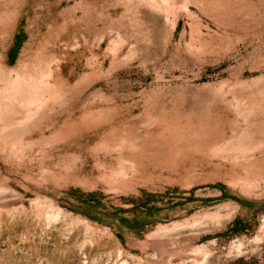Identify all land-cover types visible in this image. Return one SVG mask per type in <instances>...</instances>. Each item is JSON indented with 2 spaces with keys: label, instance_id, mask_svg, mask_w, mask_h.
<instances>
[{
  "label": "rangeland",
  "instance_id": "374dc122",
  "mask_svg": "<svg viewBox=\"0 0 264 264\" xmlns=\"http://www.w3.org/2000/svg\"><path fill=\"white\" fill-rule=\"evenodd\" d=\"M5 9L0 264H264V0Z\"/></svg>",
  "mask_w": 264,
  "mask_h": 264
},
{
  "label": "bare ground",
  "instance_id": "6f19581e",
  "mask_svg": "<svg viewBox=\"0 0 264 264\" xmlns=\"http://www.w3.org/2000/svg\"><path fill=\"white\" fill-rule=\"evenodd\" d=\"M7 2L8 0H0V42L2 40L3 32H4L5 14H6L5 8H6ZM0 59L3 60L1 54H0ZM11 77L12 78L9 81H7L9 82V85L11 86L10 94L14 93V95H19V96L23 95L25 99L34 101V102L40 101V95H42V91H43L41 87L37 86L36 83L25 80L24 79L25 76L19 74L18 72H15V74ZM8 93L9 92L6 93V96H9ZM213 149L216 152H219V151H223L224 149H226V147L222 144H216L215 146H213Z\"/></svg>",
  "mask_w": 264,
  "mask_h": 264
}]
</instances>
